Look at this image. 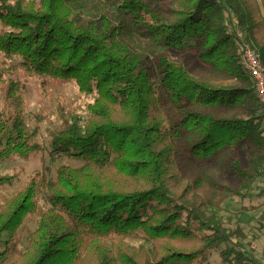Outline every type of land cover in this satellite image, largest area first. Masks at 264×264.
Returning <instances> with one entry per match:
<instances>
[{"label":"trees","instance_id":"obj_1","mask_svg":"<svg viewBox=\"0 0 264 264\" xmlns=\"http://www.w3.org/2000/svg\"><path fill=\"white\" fill-rule=\"evenodd\" d=\"M246 46L264 69V0H93L90 16L68 0H0V163L44 151L17 74L72 82L91 99L56 101L48 131L50 156L79 166L32 172L11 196L2 189L18 176L0 174V264H211L214 253L263 264L216 210L264 178Z\"/></svg>","mask_w":264,"mask_h":264},{"label":"rangeland","instance_id":"obj_2","mask_svg":"<svg viewBox=\"0 0 264 264\" xmlns=\"http://www.w3.org/2000/svg\"><path fill=\"white\" fill-rule=\"evenodd\" d=\"M74 8L82 7L87 16H90V8L93 0H68ZM169 1L161 2L160 7L164 15L168 14L170 10ZM131 44L137 49L141 47L143 42L137 39L136 35L132 36ZM191 60L195 59L193 50L185 51ZM18 65L17 60H11ZM19 81L26 88V111L25 123L29 129L38 126L39 133L36 142L44 148V151L38 156L29 161H22L14 159L11 161H4L0 163V174H16L18 181L9 187H4L2 192L11 196L17 192L28 180L32 172L41 171L43 168L49 169V178L54 179L56 170L59 166L69 165L77 167L80 162L77 160L67 159L66 157L53 159L50 156V142L48 131L52 130L56 125L55 121V105L56 101H62L67 107H77L83 109L85 104L91 99L85 98L78 94L75 85L71 83H63L59 81H52L48 78L28 77L22 74H17ZM41 114L46 116L47 120L43 122L35 121L34 115ZM264 125V116H263ZM264 189V178L259 179L251 192L249 198L244 200L225 199V201L218 206L217 215L220 217L224 225L232 229L237 222L245 235V240L242 243L245 250H251L255 258L264 264V196H259L260 191ZM224 195V194H223ZM217 199L216 195L210 196V204H213ZM256 207V209H252ZM242 208L247 210L242 212ZM37 222V215L29 216L24 228L19 231L20 247H26L27 238L30 231L35 228ZM211 264H220L217 253H214L210 258Z\"/></svg>","mask_w":264,"mask_h":264},{"label":"built area","instance_id":"obj_3","mask_svg":"<svg viewBox=\"0 0 264 264\" xmlns=\"http://www.w3.org/2000/svg\"><path fill=\"white\" fill-rule=\"evenodd\" d=\"M241 64L254 83L259 102L264 106V69L259 64L257 55L248 46L243 51Z\"/></svg>","mask_w":264,"mask_h":264}]
</instances>
